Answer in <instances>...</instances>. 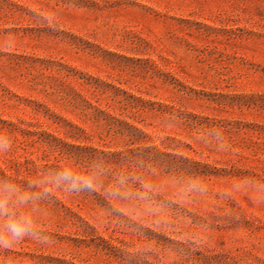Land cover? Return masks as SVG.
Listing matches in <instances>:
<instances>
[{
  "label": "rangeland",
  "instance_id": "obj_1",
  "mask_svg": "<svg viewBox=\"0 0 264 264\" xmlns=\"http://www.w3.org/2000/svg\"><path fill=\"white\" fill-rule=\"evenodd\" d=\"M171 5L168 0H0V135L10 141L8 150L0 153V180L3 172L34 180L41 173L37 167L28 165L17 173L16 162L34 160L36 153L43 159L37 162L41 168L39 164H50L51 155H57L51 145L22 141L18 128L46 131L72 145L83 141V135L79 140L65 135L67 127L61 121L54 124L50 118L53 124L46 125L47 116L32 118L14 108L29 110L24 100H33L21 80L46 88L57 85L48 68L59 61L52 53L57 45L75 47L82 55L92 53L110 73V78L102 77L107 83H121V88L144 100L173 103L170 121L182 119L193 126L143 127L145 136L134 145L108 143L113 134L106 129L102 141L83 142L111 152L150 148L134 151L135 161L118 169L152 178L148 200L132 197L148 214L114 222L89 218L84 225L76 217L86 218L84 212L54 189L70 211L50 201L47 208L57 209L58 220L51 225L36 222L38 236L0 248V264H264V46L256 48L257 55L233 56L228 50L199 49L180 34L162 33L152 20L159 15L179 16ZM182 16L189 18L187 13ZM234 17L228 20L235 21ZM76 25L85 28L78 32L72 28ZM253 32L264 34L260 28ZM152 33L183 48L178 60L160 48ZM257 35L243 38L254 43ZM180 65L192 76L197 73L200 80L218 84L217 88L187 82L199 92L184 99L177 95L174 102L167 95H156L157 83ZM136 86L141 87L139 92ZM234 96H246L242 101L250 104H235L241 99ZM127 117L122 116L133 122ZM196 129L206 143L198 141ZM217 141L226 149L209 145ZM68 163L90 169L98 162L88 157ZM102 164L116 173L112 163ZM130 188L141 190L137 183H130Z\"/></svg>",
  "mask_w": 264,
  "mask_h": 264
},
{
  "label": "trees",
  "instance_id": "obj_2",
  "mask_svg": "<svg viewBox=\"0 0 264 264\" xmlns=\"http://www.w3.org/2000/svg\"><path fill=\"white\" fill-rule=\"evenodd\" d=\"M172 5V9L178 12L179 16H165L159 15L158 18L152 20V23L156 25L160 32H169L180 34L188 39V43H193L199 49L207 51V49L213 50H228L232 52V55H257L259 51L257 47L264 46V34L255 33L253 29L260 28L264 30V0H168ZM206 11H212L214 15L206 14ZM187 13L189 18H184L182 14ZM234 15L235 21L228 20ZM197 18H205L204 20H210L213 24H219L218 27H213L205 24L203 21H199ZM208 18V19H206ZM237 23L240 27L231 28L230 24ZM76 31L83 30L85 27L74 26L72 27ZM243 32V33H242ZM248 36L257 35V41L251 43L243 38V35ZM263 34V35H261ZM152 35L156 39L158 45L164 52L178 60L177 55L182 54L181 47L173 45L171 40L164 41L157 38L153 33ZM250 46L252 49H250ZM248 47V48H247ZM180 49V50H179ZM75 47L69 45H57L52 53L58 58L59 61L50 63L49 70L55 75L53 77L57 85L54 87L51 85H38L26 81H20L25 83L27 88V96L32 97L33 100H24L25 106H29L27 110L20 106H15L16 110L25 115H30L32 118H44L47 116L44 123L46 125H52L49 121L50 118L54 120V124L63 122L67 127L65 135L74 140H79L83 135V141H78L79 144L72 145L65 140L55 137L52 134L42 130H27L18 128V137L22 141H28L37 143L38 145H51L53 146V152L56 151L57 155H51L53 162L50 164H39L37 162L43 160L36 153H33L34 160L29 158L16 162V171L26 170L28 165L37 167V172L46 173L48 171H56L61 168L69 160L74 159L75 162H82L88 159H95L98 163H112L116 173L113 170H107L106 174L100 176L97 182V188L95 191L82 190L76 193L65 192L62 189H56L58 193L66 198L70 205H75L84 212L86 218H82L77 215V219L84 225H88V220L91 219L94 222H114L116 219L129 220L130 216H144L147 213L139 202L132 197L128 199L113 198L108 195L114 183V177L119 174L121 165L123 163H133L134 151L144 150L148 151V148L137 147L135 149H125L124 151L111 152L104 151L92 146H87L83 142L90 141L91 139L103 140L102 132L106 129V133L109 135L108 143H121V144H139L142 139L141 135L145 136L143 127L158 128L162 127L165 123H171L175 126L193 127L191 124L178 119V121H170L169 113L171 109H175L173 103L163 104L161 102H152L144 100L134 94H131L126 89L121 88V83L118 86L107 83L102 77L110 78V73L103 71L101 63L96 60V57L92 53H86L82 55V50L76 52ZM231 55V56H232ZM215 63V61L207 59ZM72 64L76 65L75 67ZM83 67L92 71L86 73L81 71L77 67ZM165 79L157 83L159 93H155L161 97L165 95L171 98L170 101L174 102L177 95H180L182 99L187 96L188 93H198L193 87H190L187 82L212 85L213 88H217L218 84L205 81V79H199V75L196 73L192 76L185 66H177L175 73H165ZM181 77V78H180ZM39 86V87H38ZM138 92L141 89L140 86H136ZM185 91H187L185 93ZM149 94V93H148ZM210 94V93H208ZM155 95V96H156ZM240 98L235 104L246 106L248 101H242L244 97ZM20 101V97H17ZM248 99V98H247ZM254 100H252L253 102ZM253 105H257L254 101ZM261 109H264V103L261 105ZM139 113L134 116L131 115L134 112ZM127 114V118L133 122L122 118L124 114ZM191 121L190 118L187 120ZM30 128H38L37 124L27 123ZM198 131V141L206 140L200 139V133ZM100 136V137H99ZM91 138V139H90ZM118 138V139H117ZM117 139V140H116ZM115 140V141H114ZM211 147L225 150L223 143H209ZM208 152V151H207ZM163 155V153H160ZM210 155V152H208ZM151 156L147 154V157ZM46 158V157H45ZM153 160V158H152ZM136 163V162H135ZM149 158L148 163L149 164ZM105 165V164H103ZM75 167V166H74ZM78 171L85 172L90 169L75 167ZM111 169V168H110ZM40 170V171H38ZM37 174V177L40 176ZM142 180L148 184H152V178L149 175H139ZM36 177V178H37ZM2 180H9L21 187H27V183L31 180H24L14 178L7 173L3 172L1 175ZM137 186L140 187V183L137 182ZM50 201L62 204L65 211H70V208L63 204L58 195L52 193L48 199H44L38 203L36 211L33 213L34 223L44 222L49 225L53 224V221L58 220L59 217L57 209L54 207L47 208ZM148 214V213H147ZM49 216V217H48ZM86 219V220H85ZM61 221V220H60Z\"/></svg>",
  "mask_w": 264,
  "mask_h": 264
},
{
  "label": "clouds",
  "instance_id": "obj_3",
  "mask_svg": "<svg viewBox=\"0 0 264 264\" xmlns=\"http://www.w3.org/2000/svg\"><path fill=\"white\" fill-rule=\"evenodd\" d=\"M10 141L0 135V153L7 151ZM107 170L102 163L91 165L90 170L78 171L71 163H65L56 171L42 173L39 177L21 187L9 180H0V248H9L25 238L38 236L33 213L38 203L50 195L54 189L76 193L82 190L95 191L100 176ZM140 183V191H133L130 183ZM151 185L138 175L121 172L114 177L108 195L113 198L135 197L148 200ZM45 240L47 237L44 238Z\"/></svg>",
  "mask_w": 264,
  "mask_h": 264
}]
</instances>
